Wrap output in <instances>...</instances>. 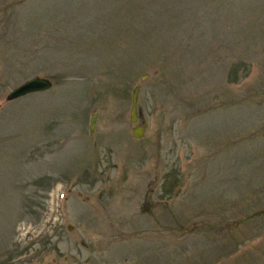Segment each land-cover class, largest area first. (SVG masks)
Masks as SVG:
<instances>
[{"label": "rangeland", "instance_id": "374dc122", "mask_svg": "<svg viewBox=\"0 0 264 264\" xmlns=\"http://www.w3.org/2000/svg\"><path fill=\"white\" fill-rule=\"evenodd\" d=\"M0 61V264H264V0H0Z\"/></svg>", "mask_w": 264, "mask_h": 264}, {"label": "water", "instance_id": "95a60500", "mask_svg": "<svg viewBox=\"0 0 264 264\" xmlns=\"http://www.w3.org/2000/svg\"><path fill=\"white\" fill-rule=\"evenodd\" d=\"M52 87V82L50 79L46 77H39V76H34L32 78H29L13 88L12 90L9 91V93L6 95V100H13L19 97H22L24 95L30 94V93H36V92H43ZM138 90L139 87H135L132 92V101H131V107H130V121L135 123V125L131 129V134L136 137L140 138L144 135V131L146 126L139 125L137 124V110H136V105H137V100H138ZM96 121V113H93L91 119H90V126L89 130L90 133L93 132L94 125Z\"/></svg>", "mask_w": 264, "mask_h": 264}]
</instances>
